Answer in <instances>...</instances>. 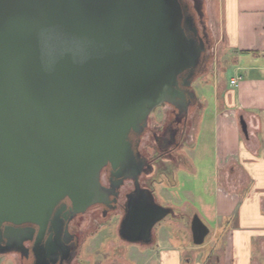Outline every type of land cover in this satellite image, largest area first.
Segmentation results:
<instances>
[{
	"label": "water",
	"instance_id": "water-1",
	"mask_svg": "<svg viewBox=\"0 0 264 264\" xmlns=\"http://www.w3.org/2000/svg\"><path fill=\"white\" fill-rule=\"evenodd\" d=\"M182 18L179 0H0V228L36 225L38 244L62 199L102 201L100 170L126 160L129 132L184 98L177 77L200 49ZM137 197L119 236L147 244L170 209ZM190 231L199 245L208 228L194 215Z\"/></svg>",
	"mask_w": 264,
	"mask_h": 264
},
{
	"label": "crops",
	"instance_id": "crops-1",
	"mask_svg": "<svg viewBox=\"0 0 264 264\" xmlns=\"http://www.w3.org/2000/svg\"><path fill=\"white\" fill-rule=\"evenodd\" d=\"M217 6L221 51L204 80L214 101H203L211 159L191 161L180 151L182 161L171 167L174 174L196 173L199 166L208 171L192 217L211 221V226L202 221L211 237L199 255L188 251V259L177 249L161 250L160 264H264V0H218ZM227 65L234 72L228 82L220 76ZM146 191L154 202L153 191Z\"/></svg>",
	"mask_w": 264,
	"mask_h": 264
},
{
	"label": "rangeland",
	"instance_id": "rangeland-1",
	"mask_svg": "<svg viewBox=\"0 0 264 264\" xmlns=\"http://www.w3.org/2000/svg\"><path fill=\"white\" fill-rule=\"evenodd\" d=\"M180 3L184 18L193 24L191 31L184 19L183 28L192 43L200 49L196 64L200 63V66L191 77L187 90L192 95L189 98L191 101L185 104L182 102L178 107L175 102L179 97L174 102H161L147 114L144 120L146 128L140 133V137L137 138L132 133L134 130H131L127 138L130 148L138 150L147 158L148 165L143 168L139 179L141 188L152 190L154 202L169 208L171 212L154 225L150 244L123 241L118 231L124 217L127 192L133 190L132 181H123L115 191L119 204L115 209L102 213L101 207H92L78 217L81 233L75 258L78 264H160V251L167 247L177 249L181 257L188 259V251L191 253L194 249L199 255L211 237L210 233L202 244L195 245L189 229L192 208H197L200 203L196 193L201 190L208 171L201 170L199 166L200 170L196 173L180 170L174 174L171 167L182 161L180 151H184L191 161L211 159L212 133L207 130L208 121L204 127L203 122L209 117V112L208 108L204 109L203 101H214V94L204 84V80L210 78L212 59L221 51L216 10L218 0H180ZM233 74V69L228 66L227 71L220 76L228 82ZM178 82L179 78L176 86L179 90ZM184 90L181 92L184 93ZM140 131L141 127L135 132ZM184 164L188 165L187 162ZM101 182L106 184L103 174ZM202 221L208 226L212 225L210 220ZM6 225L0 228V240L10 238L12 233L18 234ZM73 226L76 223H71L72 228ZM15 228L24 229L21 233L29 231L26 227ZM28 247V241H24L18 246L7 245L0 248V264H30L25 255Z\"/></svg>",
	"mask_w": 264,
	"mask_h": 264
},
{
	"label": "flooded vegetation",
	"instance_id": "flooded-vegetation-1",
	"mask_svg": "<svg viewBox=\"0 0 264 264\" xmlns=\"http://www.w3.org/2000/svg\"><path fill=\"white\" fill-rule=\"evenodd\" d=\"M182 15L183 24V21L185 19L183 10ZM185 21L188 29L192 31L193 24L190 23L188 19H185ZM185 33L187 35L186 31ZM198 65H196L192 70H186L178 75V87L180 91H183L185 89V99H177L175 102L177 107L179 106L178 104L182 102L185 104V102L191 101L189 100V98H192V95L188 93L187 90L190 85L189 83L191 77L195 75L198 67L200 66ZM145 124L144 122L142 123L140 132L132 131V133L137 138L140 137V133H143V130L146 128ZM164 143H166V141ZM147 165V158L138 150L136 151V149L131 148V153L127 156L126 160L120 166L112 168L110 164H107L100 170L99 182L101 186V192L104 194L101 202H96L87 207L85 210L79 211L72 204L71 200L66 197L54 207L41 237V240L38 244H36V239L38 237V227L33 224H23L20 225V227H26L29 231H26V233H20L21 235L18 234L19 236H16L15 238L10 235V238H5L4 240L1 239L0 248H3L7 245L18 246L20 244H23L24 241H28L29 247L26 249L25 255L30 264H78V261H76L75 259L77 248L81 239L78 217L82 215V213L88 211L90 208L92 209V207H101L102 213H106L108 210L115 209L119 205L117 201L118 195H116L115 191L125 180L133 182V190L127 192L124 206V215L126 212V203L128 198L139 196L140 199L143 200L146 195L148 196V200L151 201L149 193L146 191V189H142L139 183L141 172L145 166L147 167ZM102 174L106 178V184H103L101 182ZM135 177H137L138 188L135 183ZM71 223H76V226H73L74 228H72ZM38 256L41 260L38 259Z\"/></svg>",
	"mask_w": 264,
	"mask_h": 264
},
{
	"label": "bare ground",
	"instance_id": "bare-ground-1",
	"mask_svg": "<svg viewBox=\"0 0 264 264\" xmlns=\"http://www.w3.org/2000/svg\"><path fill=\"white\" fill-rule=\"evenodd\" d=\"M104 167V166H103ZM19 235H21L20 233H18ZM18 234H16V233H12L11 235L13 236V238H15L16 236H19ZM20 241H21V239H20Z\"/></svg>",
	"mask_w": 264,
	"mask_h": 264
},
{
	"label": "built area",
	"instance_id": "built-area-1",
	"mask_svg": "<svg viewBox=\"0 0 264 264\" xmlns=\"http://www.w3.org/2000/svg\"><path fill=\"white\" fill-rule=\"evenodd\" d=\"M230 84H231V85H236V80L232 79V80L230 81Z\"/></svg>",
	"mask_w": 264,
	"mask_h": 264
}]
</instances>
